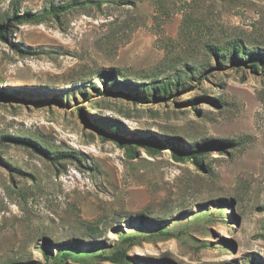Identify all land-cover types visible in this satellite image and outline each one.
I'll list each match as a JSON object with an SVG mask.
<instances>
[{
  "label": "rangeland",
  "instance_id": "1",
  "mask_svg": "<svg viewBox=\"0 0 264 264\" xmlns=\"http://www.w3.org/2000/svg\"><path fill=\"white\" fill-rule=\"evenodd\" d=\"M69 1L0 0V264H264V0Z\"/></svg>",
  "mask_w": 264,
  "mask_h": 264
},
{
  "label": "trees",
  "instance_id": "2",
  "mask_svg": "<svg viewBox=\"0 0 264 264\" xmlns=\"http://www.w3.org/2000/svg\"><path fill=\"white\" fill-rule=\"evenodd\" d=\"M92 5H97V6H101L102 3L100 0H71L69 1L67 4L64 5H58V6H52L50 9L45 10V14L41 15V16H35L33 14L27 13L25 16L23 17H18L17 11L14 15V17L12 19L16 20L18 23H22L24 21H39L40 19H43V17L47 16V15H52L55 18H59L62 14L67 13L68 11L74 10V9H78V8H82V7H86V6H92ZM2 29L0 30V39H5V33L7 32L8 29V25H1ZM215 53L218 57L223 58L224 57V53H222V51H224L222 48L221 49H217L214 48ZM228 54L230 55V59L233 62H238L237 59L243 58V57H247V56H254L255 61L257 60V54L255 55L252 52H246L245 49L243 48V46L241 45L240 42H234L233 44H231L230 49L228 50ZM227 54V55H228ZM226 55V54H225ZM241 60V59H240ZM253 67L256 68L257 67V62H253ZM186 74H188L186 72ZM183 81V76L180 73L179 75H177L175 78L173 79H168V80H162V81H158V82H152V86H155L153 88L154 91H158L164 94H168L171 95L174 89H179L181 86L186 87V83ZM149 94H146V99L148 100ZM119 141L120 142H125V138L123 136H118ZM153 146L157 145V146H165V145H170V147L173 150V153L176 157L181 158V159H185V160H192L194 162L199 161V157L201 155V153L208 148V146H203V148L198 147V146H194L195 149H193L192 147L190 148L188 146V144L181 140V139H169L168 141L165 142V144H162L160 141H154L151 143ZM234 144V143H233ZM40 153L45 157L50 159L51 161H59L61 159H66V158H76L75 156L71 155V154H67V153H57V154H52L50 152H45L43 150H40ZM159 232H164L163 228L158 229ZM140 234H132L130 236H128L129 238L135 239L139 236ZM73 253V250L70 249H62L59 252V255L61 258H63L65 261H70V263H77V264H82L79 261H82L80 259H75L74 261H71V255ZM47 254V252H46ZM111 261L116 263V264H123L124 262H127L126 260V256L122 255V254H118L116 256H114L113 258H111Z\"/></svg>",
  "mask_w": 264,
  "mask_h": 264
}]
</instances>
